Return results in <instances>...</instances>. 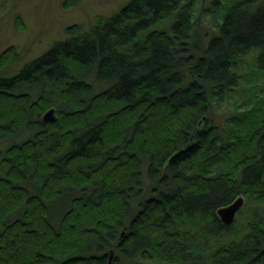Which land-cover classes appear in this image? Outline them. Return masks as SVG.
<instances>
[{"label": "trees", "instance_id": "trees-1", "mask_svg": "<svg viewBox=\"0 0 264 264\" xmlns=\"http://www.w3.org/2000/svg\"><path fill=\"white\" fill-rule=\"evenodd\" d=\"M204 1L129 0L13 75L0 53V264H264V115L213 114L264 65V0Z\"/></svg>", "mask_w": 264, "mask_h": 264}, {"label": "rangeland", "instance_id": "rangeland-1", "mask_svg": "<svg viewBox=\"0 0 264 264\" xmlns=\"http://www.w3.org/2000/svg\"><path fill=\"white\" fill-rule=\"evenodd\" d=\"M128 1L0 0V53L9 47H14L18 54L1 75L17 73L26 63L48 51L56 42L65 40L68 27L76 25L87 31L96 21L109 17ZM210 4L211 0L203 2L202 6L205 7V12ZM221 13V8L211 7L208 15L203 14L204 25L212 27L213 23L210 21L220 18ZM257 58L258 51L253 50L238 62L239 87L228 96L224 103L213 109L214 123L219 125L222 130L231 128L241 131L249 130V124L253 120L249 119L250 123L243 125L238 123L242 122L240 116L249 114L255 119L264 115V65H258ZM236 115L240 117L239 120L235 118ZM231 119L237 122L230 121ZM25 137L22 135L16 140L22 141ZM9 144L10 141L1 143L0 150H4ZM224 164V162L217 164V168H227ZM3 174L4 170L0 166V176ZM240 225V223L237 224V230ZM201 226L203 223L201 224L199 221H188L187 223V227L192 231L191 238L194 243L199 247L201 244L206 245L205 248H208L213 245V241L212 239L208 241L206 231ZM205 253H208V249L205 250ZM151 262L159 264L153 260ZM117 263L119 264V262ZM109 264L115 263L110 260Z\"/></svg>", "mask_w": 264, "mask_h": 264}, {"label": "water", "instance_id": "water-1", "mask_svg": "<svg viewBox=\"0 0 264 264\" xmlns=\"http://www.w3.org/2000/svg\"><path fill=\"white\" fill-rule=\"evenodd\" d=\"M43 118L45 121H50V122L55 121L56 117H55L54 109L48 110L44 114ZM243 203H244V200L242 198H238L236 201H234L229 206L220 208L217 211V214H218L221 222L225 226L229 227L234 223V221L236 219V215L239 212V210L241 209Z\"/></svg>", "mask_w": 264, "mask_h": 264}]
</instances>
